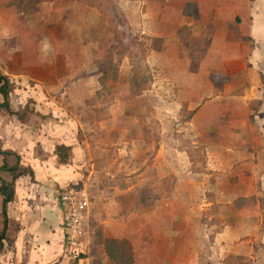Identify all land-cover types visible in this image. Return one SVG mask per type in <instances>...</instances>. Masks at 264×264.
Instances as JSON below:
<instances>
[{
  "label": "rangeland",
  "instance_id": "obj_1",
  "mask_svg": "<svg viewBox=\"0 0 264 264\" xmlns=\"http://www.w3.org/2000/svg\"><path fill=\"white\" fill-rule=\"evenodd\" d=\"M198 3L193 18L186 19L192 23L187 31L191 42L206 43V24L216 13H210L211 0ZM182 5L180 0H81L68 26L60 24L58 15L48 17L51 8L45 5L28 18L31 30L12 12L8 16L10 46L16 48L20 42L15 37L25 35L30 53L44 55L58 69L69 64L68 74L53 75L48 89L38 90L36 96L50 98L56 111L64 109L78 121V150L70 157L80 162L74 186L83 187L91 199L89 226L95 234L99 230L124 237L136 264H209L208 203L214 200L216 186L225 188L223 180L210 176L215 174L209 170L215 152H209L207 138L197 137L205 132L204 123L186 121L193 99L184 73L193 66L189 50L180 43ZM103 10L118 20V40L124 49H132L133 61H144L147 72L141 81L146 88L140 93L130 84L128 56L119 62L112 86L98 85L97 64L106 51H98L94 35L86 29ZM64 29L68 42L62 41ZM53 30L58 33L57 50L69 55L68 64L48 55L53 48L46 39ZM132 41L141 48H127ZM212 54L205 66H213L216 52ZM208 71L201 72V89L207 87ZM96 255L102 257L101 251Z\"/></svg>",
  "mask_w": 264,
  "mask_h": 264
},
{
  "label": "crops",
  "instance_id": "obj_2",
  "mask_svg": "<svg viewBox=\"0 0 264 264\" xmlns=\"http://www.w3.org/2000/svg\"><path fill=\"white\" fill-rule=\"evenodd\" d=\"M14 1L22 0L0 2V72L14 87L7 96L12 111L22 113L30 100L33 104L24 122L6 113L0 115V149L19 156V170L23 172L17 178L0 172V180L13 183L14 191L5 218L0 196V231L6 227L0 264H110L103 245L96 241L95 229L89 226L91 199L82 228L84 253L78 260L65 256L59 194L64 187L76 185L79 178L80 162L70 157L71 151L75 154L78 150V121L64 109L56 111L50 98L36 95L38 90L48 89L53 75L57 78L60 71L65 75L70 72L69 55L57 50L58 33L54 30L46 39L53 48L48 55L67 62V67L60 69L44 55L30 53L25 35L15 37L20 42L16 48L10 46L8 36L10 12L31 30L34 26L28 24V18L41 6L50 5L47 16L58 15L60 24L68 26L72 18L64 19L63 12L68 9L73 13L81 0L57 7L52 2L40 3L28 14H19ZM180 1L185 18L180 24V43L189 50L187 58L193 66H187L184 73L190 78L186 89L192 91L193 99L186 121L204 123L205 132L197 137L207 138L209 152H215L216 160L209 164L215 174L210 176L223 180L225 187L217 190L216 186L214 200L208 203V263L264 264V0H253L250 5L248 0H211L210 13L216 16L206 24V43L191 42L187 31L192 23L186 19L193 18L200 0ZM68 35L64 29L62 41L68 42ZM212 52H216L214 64L205 66ZM206 69L208 73L203 74L208 84L201 89L200 75ZM3 102L0 92V104ZM61 145L70 148L64 164L56 153ZM2 163L0 155V166ZM220 221L219 229H215ZM103 236L124 239L104 231ZM98 250L102 257H97ZM195 256L200 260L201 255Z\"/></svg>",
  "mask_w": 264,
  "mask_h": 264
},
{
  "label": "trees",
  "instance_id": "obj_3",
  "mask_svg": "<svg viewBox=\"0 0 264 264\" xmlns=\"http://www.w3.org/2000/svg\"><path fill=\"white\" fill-rule=\"evenodd\" d=\"M80 0H22L14 1L12 4L15 6L19 14H28L31 10L36 7V5L44 2H52L55 6H69ZM72 12L66 10L63 12V18H70ZM118 20L115 19L107 10H103L100 13L98 23L93 26L90 31L94 35V41L97 43L98 51H106V56L101 59L97 64L100 76L98 77V85L100 88H109L115 83L119 75V62L126 56L132 61V77L130 79V84L134 87L133 91L135 93H140L145 90V80L141 81V75H145L147 72L144 61H139L137 64L133 61L131 50L128 51L124 49V45L120 43L117 36L118 31ZM136 41V40H135ZM132 41L131 46L127 48H134L141 44L137 45V42ZM205 52V48L201 49V53ZM141 64H144L140 67ZM141 68V69H140ZM140 77V78H139ZM13 84L9 81L8 77L3 75L0 72V92L4 96V102L0 104V115L6 113L10 116H15L20 122H24L26 116L29 112L28 109H25L24 112L18 113L11 110L8 102L7 96L13 91ZM70 148L63 145L56 148V153L60 163H67L69 158ZM0 155L3 158V163L0 166V172H8L14 178H17L23 174L19 170L20 157L11 151H3L0 149ZM13 183L7 184L5 181L0 180V196L2 198V215L5 218L6 206L13 199ZM149 198V197H148ZM5 221V220H4ZM6 224V221H5ZM5 225L2 231H0V252L3 247ZM96 241L101 243L104 247V251L107 255L108 261L110 264H133L134 262V253L131 244L125 239H111L104 238L101 231L96 232Z\"/></svg>",
  "mask_w": 264,
  "mask_h": 264
},
{
  "label": "built area",
  "instance_id": "obj_4",
  "mask_svg": "<svg viewBox=\"0 0 264 264\" xmlns=\"http://www.w3.org/2000/svg\"><path fill=\"white\" fill-rule=\"evenodd\" d=\"M89 205L90 198L83 187L66 186L59 194L65 234V256L70 260H78L84 253L82 228Z\"/></svg>",
  "mask_w": 264,
  "mask_h": 264
}]
</instances>
